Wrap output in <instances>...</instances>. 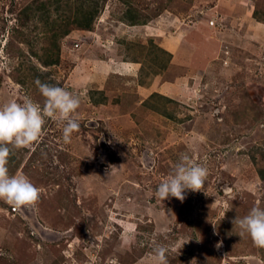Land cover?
Returning a JSON list of instances; mask_svg holds the SVG:
<instances>
[{
  "label": "rangeland",
  "instance_id": "rangeland-1",
  "mask_svg": "<svg viewBox=\"0 0 264 264\" xmlns=\"http://www.w3.org/2000/svg\"><path fill=\"white\" fill-rule=\"evenodd\" d=\"M31 1L46 0H0V106H43L36 83L16 80L37 71L79 97L80 127L66 142V121L45 115L37 141L9 145V174L40 196L0 198V264H157L159 244L169 264H264L234 221L264 207V0H104L48 66L49 24L37 12L22 26ZM129 5L145 22L122 18ZM182 154L207 167L205 183L161 200Z\"/></svg>",
  "mask_w": 264,
  "mask_h": 264
},
{
  "label": "clouds",
  "instance_id": "clouds-1",
  "mask_svg": "<svg viewBox=\"0 0 264 264\" xmlns=\"http://www.w3.org/2000/svg\"><path fill=\"white\" fill-rule=\"evenodd\" d=\"M41 94L45 97L43 106L29 96L22 102L13 99L0 106V198L16 205L31 204L39 199L40 188L26 175H10L7 160L11 149L9 145L23 147L37 141L43 131L45 115H58L66 121L63 125V139L68 142L74 130L80 127L72 113L78 108L80 99L60 85L35 79ZM208 169L182 154L172 172L156 187L155 194L163 200L176 197L183 201L187 190H199L204 185ZM234 221L242 232L247 233L256 245L264 247V207L256 204L247 214L235 217ZM166 246L156 245L154 257L157 264H169ZM116 264V261H113Z\"/></svg>",
  "mask_w": 264,
  "mask_h": 264
},
{
  "label": "trees",
  "instance_id": "trees-1",
  "mask_svg": "<svg viewBox=\"0 0 264 264\" xmlns=\"http://www.w3.org/2000/svg\"><path fill=\"white\" fill-rule=\"evenodd\" d=\"M46 1H40L37 3L31 1L30 3L25 4L20 10L21 13L23 14L22 18H24L22 19L20 16V19H22V26L24 23L31 20V18L37 17L36 16L37 14L40 20L45 21L47 24H49L47 29L50 32L49 37L51 38L50 40L51 47L49 46L48 48H45L42 54L44 56L42 55L40 56L41 59L40 61L44 66L54 64L58 61L59 36L68 33L69 30L73 27L91 29L94 20L99 12L100 5L104 0H48L47 2ZM51 12H55V13L58 12V13L56 14V16H53V18L49 22L48 19L51 16ZM123 14L124 15L122 16V18L124 20H127L131 24L142 23L145 22L146 20V19H142L140 14L137 13V11L134 8H132L130 5L126 7V10L124 11ZM32 53L34 55L37 54L35 53V51H32ZM164 64H162L160 67L163 68L165 66ZM24 72L22 70V72L18 75V77H16V80H18V82H21L23 84L33 83V85H35V79L37 77H39L42 82H47L49 84L52 82L51 79L45 81V79L42 78V75L37 71L34 73L31 72L33 79L28 80L26 77L27 74H24ZM96 93H98L99 95L96 96L95 95ZM90 94L94 103H102L106 100V97L102 91L90 90ZM152 94H156V93H152ZM13 157L14 156L10 154L7 163ZM259 173L260 176L264 178V169L263 170L260 169Z\"/></svg>",
  "mask_w": 264,
  "mask_h": 264
}]
</instances>
